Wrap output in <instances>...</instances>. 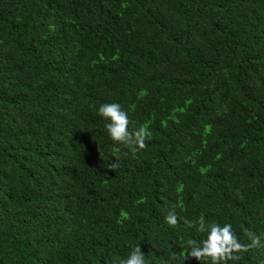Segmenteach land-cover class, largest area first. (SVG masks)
<instances>
[{
    "label": "trees",
    "instance_id": "obj_1",
    "mask_svg": "<svg viewBox=\"0 0 264 264\" xmlns=\"http://www.w3.org/2000/svg\"><path fill=\"white\" fill-rule=\"evenodd\" d=\"M170 211L264 242V0H0V264H201Z\"/></svg>",
    "mask_w": 264,
    "mask_h": 264
},
{
    "label": "clouds",
    "instance_id": "obj_2",
    "mask_svg": "<svg viewBox=\"0 0 264 264\" xmlns=\"http://www.w3.org/2000/svg\"><path fill=\"white\" fill-rule=\"evenodd\" d=\"M98 115L109 121L105 127L115 144L123 145L133 154L147 148L146 141L151 139L148 130L144 126L130 127L132 122L129 115L119 103L102 104L98 109ZM119 167L120 160L117 156L111 163V169L115 170ZM181 220L186 227L194 228L197 233L206 236L203 240L189 238L181 244V248L186 246L189 249L185 261L194 258L201 264H205L209 259L212 264H228L229 261L235 264L242 259L240 253L258 248L264 249V242L261 241V237L253 231L245 230V235L250 242L243 243L230 223L221 226L217 222H206L203 213L196 221L187 217H178L175 211H170L165 216L166 223L172 227H175ZM119 264H147L141 246L134 247Z\"/></svg>",
    "mask_w": 264,
    "mask_h": 264
}]
</instances>
